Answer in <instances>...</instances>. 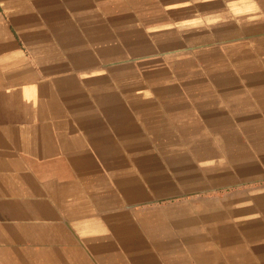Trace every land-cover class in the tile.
<instances>
[{"label": "crops", "instance_id": "1", "mask_svg": "<svg viewBox=\"0 0 264 264\" xmlns=\"http://www.w3.org/2000/svg\"><path fill=\"white\" fill-rule=\"evenodd\" d=\"M0 264H264V0H0Z\"/></svg>", "mask_w": 264, "mask_h": 264}]
</instances>
